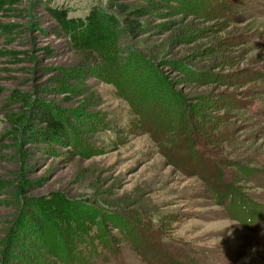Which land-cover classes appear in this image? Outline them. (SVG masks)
Listing matches in <instances>:
<instances>
[{
	"label": "rangeland",
	"instance_id": "1",
	"mask_svg": "<svg viewBox=\"0 0 264 264\" xmlns=\"http://www.w3.org/2000/svg\"><path fill=\"white\" fill-rule=\"evenodd\" d=\"M238 167L245 203L215 200ZM22 222L97 264H264V0H0V232Z\"/></svg>",
	"mask_w": 264,
	"mask_h": 264
},
{
	"label": "trees",
	"instance_id": "2",
	"mask_svg": "<svg viewBox=\"0 0 264 264\" xmlns=\"http://www.w3.org/2000/svg\"><path fill=\"white\" fill-rule=\"evenodd\" d=\"M221 101L224 102V100ZM164 153H166L167 156L170 154L167 150H165ZM169 159H171V157ZM190 159L199 169H201V167L203 168L205 162L204 157L201 158V154L198 156L194 154V156H190ZM190 159H188V162H190ZM169 161L171 165H176L174 160L171 159ZM201 161H203L204 164H201ZM192 168L189 169V172L194 170L193 173L197 175V168L195 166H192ZM238 171L240 176L232 183L226 182L222 174L208 180V187L211 192H213L215 200L223 203L224 201H231L235 197H238V200L234 199L236 201L233 202V205L240 202L245 203L242 194L233 184L248 181L249 177L252 175V170L238 167ZM248 205L251 206L253 204L250 203ZM240 206L243 208L245 207L244 205H239V207ZM247 210L252 211L251 207L249 209H238V211L242 213ZM253 211L257 213L258 209L253 208ZM22 226L23 222L20 225H16V231L11 232L7 227V229L0 232V264H97L96 260L100 258V253L97 248H94L92 242L84 240L86 251H82L79 247L76 251V245L74 246V243L81 242V240L79 237L74 236L72 240L68 238L69 240L66 241V250L58 251L56 250V246L59 245L60 242L51 237V234H46V238H41L38 236V232L36 234L30 230L26 231L23 228L22 231L25 230L26 235L24 234V236H21L18 232H20ZM61 244L64 245L63 242Z\"/></svg>",
	"mask_w": 264,
	"mask_h": 264
}]
</instances>
